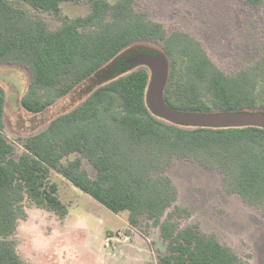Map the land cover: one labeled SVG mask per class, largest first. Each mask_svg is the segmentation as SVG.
<instances>
[{"label": "trees", "instance_id": "trees-1", "mask_svg": "<svg viewBox=\"0 0 264 264\" xmlns=\"http://www.w3.org/2000/svg\"><path fill=\"white\" fill-rule=\"evenodd\" d=\"M59 13L64 1L22 0ZM91 11L66 17L51 29L11 0H0V63L28 68L23 107L40 113L55 99L42 91L73 77L57 96L91 79L139 39L163 41L170 58L164 100L187 113L264 110V51L251 66L226 73L191 33L165 26L135 8L136 0H85ZM257 4L259 0H247ZM149 72L136 68L99 84L83 102L27 138L15 154L4 133L7 94L0 84V264H26L13 235L27 218V200L64 217L68 209L49 179L52 170L113 211L129 213L137 226L146 216L159 226L168 252L159 264H246L232 247L197 225L180 227L175 217L190 212L177 204L179 192L168 168L186 158L220 171L224 189L264 214V128L189 126L155 114L148 105ZM78 154L73 159H64ZM95 168L91 177L83 167ZM174 208L173 212H167Z\"/></svg>", "mask_w": 264, "mask_h": 264}, {"label": "rangeland", "instance_id": "rangeland-1", "mask_svg": "<svg viewBox=\"0 0 264 264\" xmlns=\"http://www.w3.org/2000/svg\"><path fill=\"white\" fill-rule=\"evenodd\" d=\"M11 2L43 20L51 29L61 26L66 17L86 15L92 8L89 1H64L59 13H54L22 0ZM135 8L162 23L168 32L181 29L194 35L212 61L226 73L251 66L263 54L264 0L257 4L247 0H136ZM147 56L164 63V95L171 66L163 41L139 39L106 68L67 94L57 96L66 84H71L73 77L70 76L42 91V98L55 96V99L40 113L27 111L21 103L30 82L28 68L20 63L1 62L0 84L7 94L4 133L14 144L15 154L24 150L27 138L80 105L101 83L143 67L149 72V88L154 71L144 60ZM231 113L247 119H264V110ZM77 155L65 158L64 162ZM83 167L91 177L96 176L95 168L87 159ZM167 174L178 188L177 204L190 212L189 217H175L180 227L197 225L202 232L215 234L222 243L232 247L246 264H264V214L260 206L226 192L223 174L194 160L175 159ZM49 179L58 184V195L69 206V212L60 217L30 200L25 202L27 218L19 221L13 238L26 264H159L160 256L168 252V243L162 238L159 226L145 215L140 217L137 226H130L122 213L117 216L59 172L52 170ZM174 210L172 207L167 212Z\"/></svg>", "mask_w": 264, "mask_h": 264}, {"label": "water", "instance_id": "water-1", "mask_svg": "<svg viewBox=\"0 0 264 264\" xmlns=\"http://www.w3.org/2000/svg\"><path fill=\"white\" fill-rule=\"evenodd\" d=\"M145 62L149 63L153 68V79L149 86L148 105L149 108L158 116L169 121L190 125V126H209V127H234L245 124L263 127L264 119L257 120L255 118H242L235 113L219 112V113H187L175 110L167 105L164 100L163 89L166 77V68L164 63L155 57H145Z\"/></svg>", "mask_w": 264, "mask_h": 264}, {"label": "crops", "instance_id": "crops-1", "mask_svg": "<svg viewBox=\"0 0 264 264\" xmlns=\"http://www.w3.org/2000/svg\"><path fill=\"white\" fill-rule=\"evenodd\" d=\"M57 186H58V184H57ZM58 189H59V186H58ZM59 196V195H58ZM60 198V197H59ZM60 200H61V198H60ZM62 201V200H61ZM63 202V201H62ZM64 203V202H63ZM65 204V203H64ZM65 206L67 207V209L69 208V206L67 205V204H65ZM68 212H69V209H68ZM68 212H67V214H68ZM120 213H122L123 215H124V218L127 220H125L127 223L129 222L128 221V216H126V214L128 213H126V211H123V212H120ZM126 213V214H125ZM117 216H118V213H115ZM129 214V213H128ZM130 224V223H129ZM130 226H132L131 224H130Z\"/></svg>", "mask_w": 264, "mask_h": 264}]
</instances>
